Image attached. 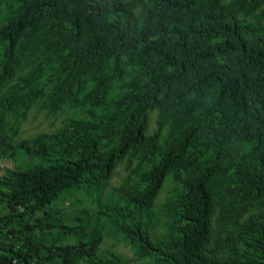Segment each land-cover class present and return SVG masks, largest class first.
Segmentation results:
<instances>
[{"label": "trees", "instance_id": "1", "mask_svg": "<svg viewBox=\"0 0 264 264\" xmlns=\"http://www.w3.org/2000/svg\"><path fill=\"white\" fill-rule=\"evenodd\" d=\"M0 264H264V0H0Z\"/></svg>", "mask_w": 264, "mask_h": 264}, {"label": "rangeland", "instance_id": "2", "mask_svg": "<svg viewBox=\"0 0 264 264\" xmlns=\"http://www.w3.org/2000/svg\"><path fill=\"white\" fill-rule=\"evenodd\" d=\"M167 103L168 101H164V104ZM154 118L155 116H153L151 120L152 127L155 125ZM58 121L59 120L55 121V123H52V120L47 118L44 112H37L35 109H33L29 115L28 120L22 126V131L20 136L28 138L36 133L45 132L50 129L53 130L57 126L56 123H58ZM3 164L7 166H11L12 162L4 161ZM125 166H126L125 164H122L118 167V169H116L115 174L111 180V185H119L122 182L124 176L127 173ZM167 186H170V183H168ZM167 186L165 190L164 189L162 190L158 198V202L162 200H166V198L170 195V189ZM79 197L82 198L83 194ZM79 197L70 196L69 198L66 199L64 204L67 205L70 202L73 203ZM64 207L67 212H71L72 209H74V206H69V207L64 206ZM102 247L109 248L110 250H113L116 253H120L125 258H131L134 256L131 246H129V244L124 239L119 238L118 234L114 231V226L113 227L109 226L105 229V234L102 241Z\"/></svg>", "mask_w": 264, "mask_h": 264}, {"label": "clouds", "instance_id": "3", "mask_svg": "<svg viewBox=\"0 0 264 264\" xmlns=\"http://www.w3.org/2000/svg\"><path fill=\"white\" fill-rule=\"evenodd\" d=\"M153 116H155L156 117V113H153L152 114V116H151V120H152V117ZM151 120H150V128H149V130H150V132L152 131V130H154L155 128H156V123H155V125L152 127L151 126ZM154 122H155V118H154ZM143 147V143H141L140 145H138L137 147H136V149H141ZM155 158L153 157L151 160H154ZM85 198V196H83L82 197V199H84ZM65 201H66V199H65ZM64 201V202H65ZM58 205V207L60 208V209H62L63 208V206H62V203H58L57 204ZM56 206V205H55ZM50 231V230H49ZM114 231H115V228H114ZM119 236V235H118ZM67 237V236H66ZM119 238H121L120 236H119ZM122 239H124L125 241H126V239L125 238H122ZM127 242V241H126ZM113 251V250H112ZM114 253H116L115 251H113Z\"/></svg>", "mask_w": 264, "mask_h": 264}]
</instances>
